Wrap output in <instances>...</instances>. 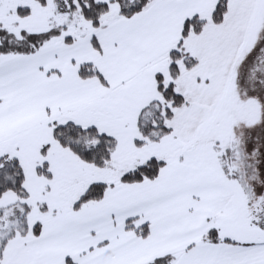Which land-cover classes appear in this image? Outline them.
I'll return each mask as SVG.
<instances>
[{"label": "snow or ice", "instance_id": "1", "mask_svg": "<svg viewBox=\"0 0 264 264\" xmlns=\"http://www.w3.org/2000/svg\"><path fill=\"white\" fill-rule=\"evenodd\" d=\"M0 264H264V0H0Z\"/></svg>", "mask_w": 264, "mask_h": 264}]
</instances>
